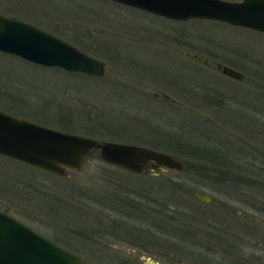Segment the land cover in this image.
<instances>
[{
  "label": "rangeland",
  "instance_id": "1",
  "mask_svg": "<svg viewBox=\"0 0 264 264\" xmlns=\"http://www.w3.org/2000/svg\"><path fill=\"white\" fill-rule=\"evenodd\" d=\"M0 14L44 29L104 64L95 76L0 52V110L97 140L145 145L182 163L196 158L185 152L187 145L223 150L224 158L247 165L230 172L254 179V185L245 178L239 187L232 177L224 184H195L185 170L132 173L103 162L94 148L80 169L61 176L0 155V205L7 212L86 264H145L112 261L104 245L120 255L121 248L134 249L172 264L176 242L157 237L151 225L161 211L171 223L165 233L173 232L183 212L184 219L191 215L208 223L195 221L202 240H196L193 256L181 254L192 264H264V214L258 210L264 197V32L210 19H171L110 0H0ZM214 62L241 77L223 74ZM46 188L67 203L43 197ZM194 191L213 202L194 199ZM163 200L172 210H162ZM154 201L157 206L148 208ZM147 238L164 253L134 245Z\"/></svg>",
  "mask_w": 264,
  "mask_h": 264
},
{
  "label": "water",
  "instance_id": "2",
  "mask_svg": "<svg viewBox=\"0 0 264 264\" xmlns=\"http://www.w3.org/2000/svg\"><path fill=\"white\" fill-rule=\"evenodd\" d=\"M171 19H210L264 32V0H110ZM0 52L43 66L99 76L101 59L85 53L60 37L21 19L0 14ZM198 58V54H193ZM221 72L239 79L238 70L216 63ZM94 148L105 163L132 173L154 168L181 170L172 154L145 145L97 140L75 132L12 115L0 110V155L42 171L65 175L80 169ZM200 201L209 194L194 191ZM0 264H86L74 251L45 236L0 208Z\"/></svg>",
  "mask_w": 264,
  "mask_h": 264
},
{
  "label": "flooded vegetation",
  "instance_id": "3",
  "mask_svg": "<svg viewBox=\"0 0 264 264\" xmlns=\"http://www.w3.org/2000/svg\"><path fill=\"white\" fill-rule=\"evenodd\" d=\"M196 19V18H195ZM184 54L186 55V56H191V57H193L194 59H200V56L198 55V58H196V57H194L193 56V54H196V53H190V52H188V51H184ZM201 61L204 63V64H207V63H209V61L206 59V57H202L201 58ZM217 62H214V68H216L215 67V64H216ZM216 69H218V68H216ZM219 70V69H218ZM220 71V70H219ZM223 73V72H222ZM223 74H225V73H223ZM227 75V74H226ZM155 94V96L156 95H158L157 93H154ZM162 97L164 98V99H168L169 101H171V102H175V103H177V101H175L173 98H170L168 95H166V94H162ZM182 165H183V163H182ZM117 167V166H116ZM119 168V167H118ZM122 169V168H121ZM165 169V168H164ZM168 169H172V168H168ZM153 170H158L157 168H154ZM160 170H163V169H160ZM182 170V169H181ZM149 174V173H148ZM155 173L153 172V173H150V175H154ZM191 195H192V193H191ZM211 196V195H210ZM193 197V196H192ZM194 198V197H193ZM195 199V198H194ZM101 200V199H100ZM197 200V199H196ZM198 201H200V200H198ZM120 202H126L124 199L123 200H121ZM201 202H204V201H201ZM212 202H213V199H212ZM212 202H210V203H212ZM128 203V202H127ZM204 203H207V202H204ZM158 204H160V206L162 207V206H164V204H163V201H158ZM129 205L131 206V204L129 203ZM122 207H120V208H124V210H126L125 208H126V204H125V206H124V204H122L121 205ZM169 208H170V210H172L171 208V206H169V205H167ZM132 207V206H131ZM0 208H2L3 210H5L6 211V209L4 208V207H2L1 205H0ZM121 209V210H122ZM142 210V212H144L146 215L147 214H149V211H148V209H147V207H145V208H142L141 209ZM126 212H128V211H126ZM235 212H238V214L239 215H242L243 213L242 212H240V211H235ZM129 213V212H128ZM161 213L164 215V211H161ZM183 215H184V217L186 216V214L183 212L182 213ZM236 214V213H235ZM130 215V214H129ZM163 215H162V217L161 218H158V219H156V221H155V223L154 224H151L153 227H155L156 228V232H157V237L158 236H165V232H164V227H165V225H169V224H171V223H169V222H165V217H163ZM181 217V219H180V221H177L175 224H172L171 226H172V229L173 230H175V234H176V236L175 237H172V238H165V241H168V240H173V241H175L176 243H174V246H175V248H176V250H175V252H177V255L176 254H174L173 256H172V258H171V263L173 264V263H176V264H192V262L190 261V260H187V259H185V258H182V257H184V256H181V254L183 253V251L185 252V250L187 251L186 253H189V255H191V256H193L194 254H193V252L195 253V247H196V240L197 241H200V240H202L201 238H199L198 237V239H197V235H196V226H195V221H198L199 223H203V224H206V225H208V223L206 222V221H204V220H199V218L197 217V218H195L194 216H189V217H186L185 219H184V217H182L181 215L180 216H178L177 217V219L178 218H180ZM166 220H167V218H166ZM114 224H117V222L116 223H114ZM148 230L149 229H147L146 231H145V233H148ZM151 232V231H150ZM149 232V233H150ZM205 233H207L208 234V230H205L204 231ZM152 233V232H151ZM172 233H174V232H172ZM150 235H152V237H153V234H150ZM57 238V237H56ZM164 238L162 239V240H164ZM133 241V239H130V241ZM146 242H139V241H135L134 242V245H136V246H140V248L141 249H143V250H145V251H147V252H149V251H156L157 253H164V250H163V248L159 245V247H157V245H155V244H151L150 245V243H149V241H148V238L147 239H144ZM154 240V239H153ZM58 241V240H57ZM133 243V242H132ZM167 243H169V242H167ZM167 243H165V244H167ZM186 244H188V248H186L185 246H186ZM64 246V245H63ZM169 246H171V247H173L170 243H169ZM66 247V246H65ZM104 248L102 249L103 250V252L104 253H106V252H108L107 254L108 255H110V258H112V259H115V260H125V261H127V262H138V261H142L143 263H145V264H163V263H160L158 260H155V259H153V258H151V257H149V255H142L141 253H136L135 252V250L134 249H129V250H123L121 247V250L123 251V253L120 255V254H118V253H115L116 251H118V250H114L113 251V249H110L109 248V246H107V245H104L103 246ZM157 247V248H156ZM67 248V247H66ZM102 248V247H101ZM69 249V248H68ZM121 250H119V251H121Z\"/></svg>",
  "mask_w": 264,
  "mask_h": 264
},
{
  "label": "trees",
  "instance_id": "4",
  "mask_svg": "<svg viewBox=\"0 0 264 264\" xmlns=\"http://www.w3.org/2000/svg\"><path fill=\"white\" fill-rule=\"evenodd\" d=\"M37 2H40L43 4H46V3L49 4L51 2V0H37ZM197 144H200V143H197ZM218 150L219 149H217V151H213V150L207 149V147L202 148V147H198V146H194V145L193 146L187 145L185 152L188 154H191L192 156L195 155V157H196V158L193 157V159L188 158V162L186 161V163L185 162L183 163L182 170H185L186 174L188 175V178L190 179V182L198 184L199 181H205V180H207V181L211 180L212 181L213 180L216 183L224 184L225 182L229 181V177H232V181H234L237 185H239V187L243 186V184H244L243 182H245V178H247L249 185L250 184L254 185V181H253L254 179L253 180L250 179L249 176H246L243 173L242 174L239 173V174L235 175L232 172H230V170L232 171V170H236V169H239L241 171L246 170L247 165L241 163L240 158L235 159L232 156H230V158H224L225 156L228 157V155L225 154L223 150H219V151ZM89 156H90V154H89ZM207 161H210L211 164L207 165V164H209V163H207ZM33 168H35V167H33ZM192 174H194V177L192 176ZM240 175H242V176H240ZM236 176H237V178H235ZM62 177L70 178L69 176H62ZM239 178H241L242 180ZM239 180H241V181H239ZM171 183H173V182H171ZM179 187L181 189L184 188L185 191L189 192V190L186 189L185 186H181V184H180ZM252 190H255V189H252ZM252 190L250 191L249 194H252L253 198H257V196H256L257 194L253 193ZM171 191L175 192L176 189L171 190ZM42 195H43V197H51V200L55 199V201L60 202V203L66 202V200L64 198L55 194L53 192V190H51L50 188H46V190L43 191ZM260 200H261V202H260V206L258 207V210H260V212L264 214V197H262V195H261ZM50 201H49V203L52 204ZM155 202L156 201H154L152 203V206H150V207L148 206V208L152 209L153 207L157 206V203H155ZM163 204H164V206H162V210L163 209H166V210L169 209L170 210V208L167 206L169 204L164 202V200H163ZM138 205H139V203H138ZM164 232H165V230H164ZM173 232L174 233H172V232L167 233L166 232L165 238L175 237L176 236L175 230H173ZM109 259L112 260V258H110V256H109ZM111 260H108V261H111ZM112 261L118 262V261H123V260H112Z\"/></svg>",
  "mask_w": 264,
  "mask_h": 264
}]
</instances>
